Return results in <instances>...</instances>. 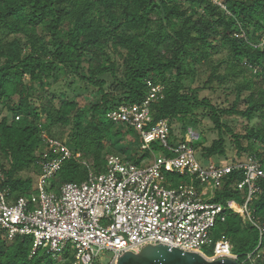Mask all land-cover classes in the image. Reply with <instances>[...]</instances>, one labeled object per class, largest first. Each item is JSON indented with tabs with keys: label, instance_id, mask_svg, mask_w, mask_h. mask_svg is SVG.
I'll list each match as a JSON object with an SVG mask.
<instances>
[{
	"label": "trees",
	"instance_id": "16d2710c",
	"mask_svg": "<svg viewBox=\"0 0 264 264\" xmlns=\"http://www.w3.org/2000/svg\"><path fill=\"white\" fill-rule=\"evenodd\" d=\"M223 5L213 0H0V171L5 176L1 187L15 199L35 193L34 178L22 174L34 170L41 175L38 153L44 148L43 132L58 140L69 129L65 143L82 153L97 172L104 170L108 156L126 157L115 148L123 141L135 140L138 149V134L109 122L106 115L118 106L141 103L149 92L148 81L160 86L164 95L152 106L153 124L168 120L171 131L175 121L182 125L181 139L173 145L183 142L189 128L198 129L196 112L206 110L219 137L205 147L206 139L200 135L202 155L226 156V132L239 161L245 155L254 157L264 169V0H224ZM219 54L226 56L216 61ZM201 68L210 70L204 85H187ZM58 73L70 80L69 90L78 83L97 89L100 98L82 105L63 93L65 98L56 104L57 94L50 91ZM214 81L233 84L229 90L236 98L230 109L220 110L200 98ZM222 115L246 119V133H233ZM117 126L122 130L116 131ZM57 155L51 153L52 158ZM149 157L142 153L140 159L126 158L140 164ZM86 175L77 161L66 160L50 190L81 183ZM169 177L177 186L180 176ZM243 179L242 171L223 178L213 202L245 203L248 190L237 187ZM258 187L249 207L264 226V179ZM222 235L240 262L261 244L257 264H264V236L261 239L256 226L228 211L214 229V242ZM33 250L31 236L8 241L0 229V264L74 260L70 249L58 258Z\"/></svg>",
	"mask_w": 264,
	"mask_h": 264
},
{
	"label": "built area",
	"instance_id": "2783aa9c",
	"mask_svg": "<svg viewBox=\"0 0 264 264\" xmlns=\"http://www.w3.org/2000/svg\"><path fill=\"white\" fill-rule=\"evenodd\" d=\"M249 68L258 72L251 65ZM148 86V95L141 103L118 106L106 117L115 125L134 130L143 154L154 155V144L169 154L155 157L148 164L111 155L106 158L104 170L97 172L82 153L43 132L44 148L38 153L42 173L30 198L11 197L9 190L1 187L5 176L0 171V229L8 241L31 236L33 252L46 250L55 258L70 249L72 264H100L101 250L113 252L108 264H119L126 252L140 254L149 244L196 253L211 262L224 258L257 264L261 244L240 262L231 242L224 235L214 242L213 232L230 211L256 226L262 239L264 226L257 223L249 207L259 191L258 182L264 179L262 164L248 157L224 166L203 167L196 156L199 133L189 128L182 143L171 145L170 122L153 124L152 106L164 95L160 86L151 81ZM52 152L57 157L52 158ZM70 159L85 168V180L65 183L58 192L51 191L49 182ZM233 171L244 174L237 187L239 191L248 190L247 201H228L226 205L213 202L223 178ZM169 175L180 176L177 186Z\"/></svg>",
	"mask_w": 264,
	"mask_h": 264
},
{
	"label": "rangeland",
	"instance_id": "374dc122",
	"mask_svg": "<svg viewBox=\"0 0 264 264\" xmlns=\"http://www.w3.org/2000/svg\"><path fill=\"white\" fill-rule=\"evenodd\" d=\"M214 2H217L219 4L224 3V0H213ZM225 54H219L215 56V60H221L225 58ZM117 60L119 58L115 57ZM210 74V70L208 68H201L197 72V76L195 80L190 79L187 81V85L191 86L192 88H198L202 87L204 83L207 81V78ZM59 80L56 82H53L51 86L50 93L54 96L57 94V98L55 99V103H60V97H64V94L71 98H76L80 103L83 105L84 103L88 101H96L100 98V95L97 92V89H94L93 87L83 88L82 85L78 83H74L71 90L68 89V85L70 83V80H67L66 76L63 73H58ZM230 88H233V84H220L218 81H214L207 89L203 90L200 93V98H207L211 101V103L219 108L220 110L230 109L232 105L234 104V100L236 98V95H233L230 93ZM240 108L244 109L245 105L244 102L241 101ZM6 115L7 113L4 112ZM197 118L199 120V127L195 131L199 133L203 138L206 139L205 147L211 146V144L218 139L219 133L215 129L214 124L210 117L208 116V111L206 110H198L196 112ZM11 117V116H10ZM222 122L225 125V127L231 129L233 133L236 134H245L246 133V127L248 125V121L242 117L239 116H225L222 115ZM258 123L255 121V124ZM254 124V123H253ZM181 123L179 121H175L172 124V131L170 135V144L173 145L175 141H180L181 139ZM121 126L115 127L116 131L122 130ZM70 133V130L67 129L62 133V139H58L62 143H65L67 141V136ZM225 140H226V156H215L211 158H206L202 155V149L198 147V142L196 143V156L198 161L203 167H209L211 165H228L232 162L239 161V157L237 156V150L234 145V142L232 140L231 134H228L225 132ZM134 141H123V146H117L115 147L118 154L126 156L130 158L131 160L140 159L142 157V152L140 151L141 143H139V148H136ZM66 144V143H65ZM128 144V148L127 147ZM130 145V146H129ZM152 149L154 152V155L152 154L149 158L145 159V163H150L155 157L164 156L166 155L167 151L165 149H162L160 145L154 144L152 145ZM128 152L129 154H126ZM125 153V154H123ZM247 155L243 156L242 160H245ZM248 158V157H247ZM5 164V162H4ZM24 178L32 177L35 180L34 189L33 192H35L36 189V183H37V176L36 172L34 170L27 171L22 174ZM53 182L50 181L49 184ZM49 187V186H48ZM69 250L64 251V255H68ZM62 254V255H63ZM99 263L100 264H108L110 260L113 258V252L107 251V250H101L99 253Z\"/></svg>",
	"mask_w": 264,
	"mask_h": 264
},
{
	"label": "water",
	"instance_id": "95a60500",
	"mask_svg": "<svg viewBox=\"0 0 264 264\" xmlns=\"http://www.w3.org/2000/svg\"><path fill=\"white\" fill-rule=\"evenodd\" d=\"M119 264H240L231 259H220L218 261H207L196 253L184 252L182 250L167 246L150 244L140 254L126 252L119 259Z\"/></svg>",
	"mask_w": 264,
	"mask_h": 264
}]
</instances>
